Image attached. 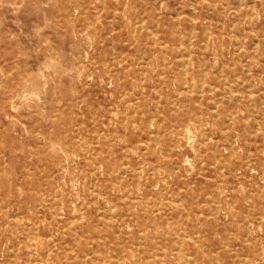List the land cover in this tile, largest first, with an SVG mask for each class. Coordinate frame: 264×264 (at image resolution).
<instances>
[{"label":"rangeland","instance_id":"374dc122","mask_svg":"<svg viewBox=\"0 0 264 264\" xmlns=\"http://www.w3.org/2000/svg\"><path fill=\"white\" fill-rule=\"evenodd\" d=\"M263 113L264 0H0V264H264Z\"/></svg>","mask_w":264,"mask_h":264},{"label":"bare ground","instance_id":"6f19581e","mask_svg":"<svg viewBox=\"0 0 264 264\" xmlns=\"http://www.w3.org/2000/svg\"><path fill=\"white\" fill-rule=\"evenodd\" d=\"M69 13H70V12H69ZM193 20H194V19H193ZM94 31H95V30H94ZM99 36H100V35H99ZM100 37H101V36H100ZM204 44H205V43H204ZM163 46H164V45H163ZM183 47H184V46H183ZM160 52H161V51H160ZM180 54H181V53H180ZM184 56H185V55H184ZM176 58H177V56H176ZM159 64H160V63H159ZM185 64H186V63H185ZM192 65H193V63H192ZM184 67H185V66H184ZM231 69H232V68H231ZM203 71H204V70H203ZM184 73H186V72H184ZM185 77H186V76H185ZM202 77H203V76H202ZM185 80H186V79H185ZM190 80H191V79H190ZM193 80H194V79H193ZM201 81H202V80H201ZM227 81H228V80H227ZM247 81H248V80H247ZM228 82H229V81H228ZM228 82H227V83H228ZM241 82H242V81H241ZM183 84H184V83H183ZM185 84H186V83H185ZM200 84H201V83H200ZM210 85H211V84H210ZM200 87H201V86H200ZM210 88H211V87H210ZM249 91H250V90H249ZM230 92H231V91H230ZM250 93H251V92H250ZM137 95H138V94H137ZM225 96H226V95H225ZM199 98H200V97H199ZM199 98H197V99H199ZM135 99H136V98H135ZM229 99H230V98H229ZM253 99H254V98H253ZM138 100H139V99H138ZM250 100H251V99H250ZM250 100H249V101H250ZM130 101H131V100H130ZM155 104H156V103H155ZM262 104H263V103H262ZM77 105H78V104H77ZM186 106H187V105H186ZM246 106H247V104H246ZM246 109H247V108H246ZM263 114H264V113H263ZM90 115H91V114H90ZM125 116H126V115H125ZM93 117H94V116H93ZM255 118H256V117H255ZM258 118H259V117H258ZM246 120H247V119H246ZM255 120H256V119H255ZM123 122H124V121H123ZM257 125H258V122H257ZM127 127H128V126H127ZM128 128H129V127H128ZM155 128H156V127H155ZM130 130H131V129H130ZM187 130H188V127H187ZM187 130H186V131H187ZM154 131H156V130H154ZM189 131H190V130H189ZM151 132H152V131H151ZM151 132H150V133H151ZM190 133H191V132H190ZM188 135H189V134L187 133V137H188ZM194 136H195V135H194ZM72 138H73V137H72ZM72 138H71V139H72ZM182 138H183V137H182ZM188 141H189V140H188ZM188 141H187V142H188ZM196 146H197V145H196ZM203 146H205V145H203ZM129 147H130V146H129ZM151 147H152V146H151ZM151 149H152V148H151ZM240 149H241V148H240ZM126 153H127V152H126ZM126 157H127V156H126ZM121 164H122V163H121ZM124 164H125V163H124ZM124 164H123V165H124ZM140 165H141V164H140ZM146 166H147V165H146ZM119 168H120V167H119ZM93 169H94V168H93ZM124 169H125V168H124ZM175 169H176V168H175ZM135 170H136V169H135ZM123 171H124V170H123ZM119 173H120V172H119ZM152 173H153V172H152ZM146 174H147V173H146ZM152 175H153V174H152ZM170 176H171V175H170ZM141 185H142V184H141ZM219 189H220V188H219ZM257 200H258V199H257ZM173 201H174V200H173ZM227 202H228V201H227ZM261 203H262V202H261ZM180 204H181V203H180ZM39 205H40V204H39ZM39 205H38V206H39ZM251 206L253 207V205H251ZM250 208H251V207H250ZM252 209H253V208H252ZM254 210H255V209H254ZM110 211H111V210H110ZM110 219H111V217H110ZM246 223H247V222H246ZM182 235H183V234H182ZM185 235H186V233H185L183 236H185ZM186 236H187V235H186ZM246 240H247V239H246ZM10 247H11V246H10ZM249 247H250V246H249ZM249 247H248V248H249ZM17 250H18V248H17ZM172 251H173V250H172ZM229 251H230V250H229ZM179 253H180V251H179ZM180 254H181V253H180ZM85 255H86V254H85ZM181 255H182V254H181ZM186 255H187V254H186ZM189 255H190V254H189ZM27 256H28V255H27ZM64 256H65V255H64ZM102 258H103V257H101L100 259H102ZM219 258H220V257H219ZM190 261H191V260H190ZM192 261H193V259H192ZM79 263H80V262H79Z\"/></svg>","mask_w":264,"mask_h":264}]
</instances>
